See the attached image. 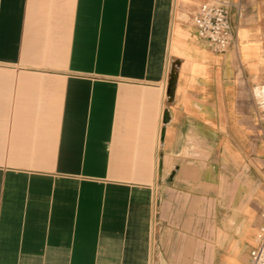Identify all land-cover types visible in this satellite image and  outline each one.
Returning <instances> with one entry per match:
<instances>
[{"label": "crops", "instance_id": "crops-1", "mask_svg": "<svg viewBox=\"0 0 264 264\" xmlns=\"http://www.w3.org/2000/svg\"><path fill=\"white\" fill-rule=\"evenodd\" d=\"M206 1L0 0V264L249 263L264 22L215 53Z\"/></svg>", "mask_w": 264, "mask_h": 264}, {"label": "built area", "instance_id": "built-area-1", "mask_svg": "<svg viewBox=\"0 0 264 264\" xmlns=\"http://www.w3.org/2000/svg\"><path fill=\"white\" fill-rule=\"evenodd\" d=\"M234 8L237 6L233 0H207L192 16L197 36L215 53H225L235 45L236 33L231 19ZM261 219L248 264H264V208Z\"/></svg>", "mask_w": 264, "mask_h": 264}, {"label": "rangeland", "instance_id": "rangeland-1", "mask_svg": "<svg viewBox=\"0 0 264 264\" xmlns=\"http://www.w3.org/2000/svg\"><path fill=\"white\" fill-rule=\"evenodd\" d=\"M259 3H260L261 13H259L257 20L260 19L262 20V22H264V0H259ZM234 12L235 11H233L232 14ZM235 17L237 20H239L242 17V12L238 11L237 14L235 12ZM258 34H259V37H261V39H263V42H264V30L263 31L260 30ZM256 83L257 84H256L255 92H254V98L257 103V107L259 108L258 110H260L261 120L264 121V71L262 72L261 80H258Z\"/></svg>", "mask_w": 264, "mask_h": 264}, {"label": "water", "instance_id": "water-1", "mask_svg": "<svg viewBox=\"0 0 264 264\" xmlns=\"http://www.w3.org/2000/svg\"><path fill=\"white\" fill-rule=\"evenodd\" d=\"M174 64H177V68H178V63H174ZM176 80H177V69H176V72H175V75H174V81H173V85H169L168 86V99L169 101L172 100V97H173V94H174V89H175V86H176ZM168 119V114L167 112L165 111L164 112V117H163V122H166Z\"/></svg>", "mask_w": 264, "mask_h": 264}, {"label": "bare ground", "instance_id": "bare-ground-1", "mask_svg": "<svg viewBox=\"0 0 264 264\" xmlns=\"http://www.w3.org/2000/svg\"><path fill=\"white\" fill-rule=\"evenodd\" d=\"M177 1V0H176ZM171 46V45H170ZM169 67V66H168ZM175 65L172 64L170 65V67L168 68V73H167V80H168V83L167 85H173V81H174V75H175ZM166 83V82H165ZM165 88V87H164ZM168 94V93H167ZM166 96V95H165ZM166 98V97H165ZM165 104V103H164ZM167 109V108H166ZM161 131V130H160ZM158 148V147H157Z\"/></svg>", "mask_w": 264, "mask_h": 264}]
</instances>
